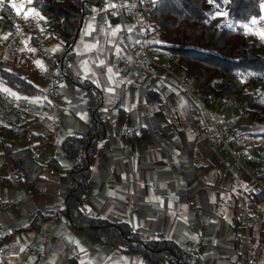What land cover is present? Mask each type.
<instances>
[{
  "label": "crops",
  "instance_id": "0c3cea01",
  "mask_svg": "<svg viewBox=\"0 0 264 264\" xmlns=\"http://www.w3.org/2000/svg\"><path fill=\"white\" fill-rule=\"evenodd\" d=\"M5 7L8 15L37 19L44 35L38 45L44 52L36 49L24 29L10 51L11 29L0 12V62L32 87L29 92L17 91L0 81V100L21 98L32 106L44 103L43 72L47 60L63 50L61 30L54 19L25 2ZM115 23L114 15L92 6L67 60V69L76 80L99 93L96 121L103 131L92 138L96 152L86 165L90 172L87 216L125 222L142 239L170 240L183 252L197 256L200 264H264V226L256 231L242 226L253 215L252 202L245 196L252 186L223 152L209 147L211 131L204 114L173 79H157L150 89L134 80L128 53L134 42L133 27L127 20L113 29ZM23 52L32 53V59H24ZM117 59L125 62L124 73L117 69ZM159 63L182 73L163 51ZM224 110L223 104L213 101L205 106L214 122ZM53 116L51 121L45 115L4 111L0 102V203L11 204L0 209V247L3 238L17 244L22 264L37 258L42 264H167L147 261L140 253L110 249L82 231L68 230L61 217L54 218L63 209L70 183V163L59 146L64 137L86 130L90 116L85 89L59 75ZM9 125L22 126L51 142L33 146L15 139ZM122 126L128 132L122 133ZM244 132L250 131L239 134ZM245 139L250 158L264 156V138L247 135ZM26 147H31L33 160L42 165L30 185L16 182L15 166L4 154V149L13 152ZM51 162L57 166L50 167Z\"/></svg>",
  "mask_w": 264,
  "mask_h": 264
},
{
  "label": "trees",
  "instance_id": "16d2710c",
  "mask_svg": "<svg viewBox=\"0 0 264 264\" xmlns=\"http://www.w3.org/2000/svg\"><path fill=\"white\" fill-rule=\"evenodd\" d=\"M111 1L114 0H25L27 7L57 22L63 50L57 60H47L48 66L56 68L70 83L85 89L86 111L90 116L82 135H68L60 143L61 154L70 163V183L63 195V209L54 218L61 217L70 231H82L87 238L98 240L110 249L140 253L150 262L200 264L197 256L183 252L170 240L142 239L125 222L87 216L90 172L86 165L96 152L92 138L103 131L96 121L99 93L87 87L86 82L76 80L67 69V60L82 19L90 14L92 5L97 2L96 7H103ZM224 2L227 5L225 15L233 22L229 28L220 27L218 22ZM5 6L7 3L1 2L0 12L7 17ZM150 15L153 45L179 64L186 79L202 93L204 106L213 100L224 105L230 98L237 101L243 111L260 110V117L238 121L230 134L241 133L250 121L264 120V98L259 99L256 94L259 85L242 87L239 82V77L248 73L264 74V40L256 52L254 42L244 34L242 27L243 23L261 17L260 0H153ZM225 75L229 79L221 86H214L215 81ZM0 81L17 91L32 89L24 79L6 71L1 62ZM249 135L264 138V131ZM4 154L15 166L18 184L30 185L37 179L42 165L33 160L31 147L13 152L4 149ZM48 165L57 166L55 162ZM248 184L252 189L246 193V200L261 201L262 193L250 182ZM2 241L8 240L3 238Z\"/></svg>",
  "mask_w": 264,
  "mask_h": 264
},
{
  "label": "built area",
  "instance_id": "2783aa9c",
  "mask_svg": "<svg viewBox=\"0 0 264 264\" xmlns=\"http://www.w3.org/2000/svg\"><path fill=\"white\" fill-rule=\"evenodd\" d=\"M153 0H126L102 7L105 13H111L117 19L118 24L125 23L127 20L133 27L134 42L129 48L130 62L133 69L134 80L144 83L146 89H150L152 83L162 77H169L177 83L181 91L195 104L200 112L204 114V123L210 129L211 134L208 139L209 147L215 151L223 152L233 169L239 171L242 176L254 185L256 191L261 192L263 199L261 201H252L253 215L245 219L243 227L245 230L256 231L264 226V156L258 154L254 158L249 157V149L245 146V137L243 134H230V131L237 125L240 120H251L254 117H260V110L243 111L240 104L233 99H226L224 102L225 110L218 112L215 116L216 122L205 113L202 93L193 84H190L183 73H176L167 66L159 63L161 50L153 45V38L150 34V9ZM95 2L92 6H96ZM1 5V2H0ZM226 3L222 5V14L218 22L219 26L229 28L233 22L225 15ZM6 22L10 26L8 36L10 43L8 49L11 51L14 44L18 42V37L22 29L36 43V49L41 50L38 45L44 38L41 27L37 19L33 17H24L19 14H10L6 17ZM117 23L112 28L117 27ZM244 34L250 40H256L254 33L257 23L251 21L242 24ZM251 40V41H252ZM257 47L254 46V49ZM62 50L52 57L53 61L57 60ZM24 59H32V53L23 52ZM117 69L124 73L125 62L121 59L116 60ZM156 69L162 72V75L156 72ZM161 76V77H160ZM59 74L56 68L47 66L43 72L44 79V103L30 105L21 98H1L0 102L4 111H19L22 114L45 115L51 121L54 120L53 108L57 99V81ZM239 82L242 87H251L259 85L256 89L257 98H264V74L248 73L240 76ZM54 122H52V130ZM8 130L15 139H23L33 146H42L51 142L43 137L37 136L26 131L22 126L9 125ZM121 132H128L126 126L121 127ZM34 158H38L34 155ZM248 164V165H247ZM11 207L10 203H0V209ZM0 260L2 264H22L20 261V249L17 244L6 241L0 247ZM31 264H42L40 258L35 259Z\"/></svg>",
  "mask_w": 264,
  "mask_h": 264
},
{
  "label": "rangeland",
  "instance_id": "374dc122",
  "mask_svg": "<svg viewBox=\"0 0 264 264\" xmlns=\"http://www.w3.org/2000/svg\"><path fill=\"white\" fill-rule=\"evenodd\" d=\"M2 2H6L7 4H9V6H13V5H20L21 3L25 2V0H1ZM260 6H261V17L257 20H255V22L257 23V27L255 28V35H256V40H252L254 42V46H256L257 48L255 49L256 52H258L261 49L263 40H264V0H260ZM10 28V26H9ZM229 79L228 75L222 76L220 78H218L215 83L214 86H221L225 81H227ZM190 84H192L191 81H189ZM247 90V89H245ZM213 102L216 103V105L220 106L221 103L217 102L216 100H213ZM251 123H249V125H247L246 130H249V133H259V132H263L264 131V120L261 122H255V121H250ZM249 133L247 134V132H245L243 135L245 138H247V135H249ZM250 136V135H249ZM246 140V139H245ZM246 144L249 146V141L248 143L246 142ZM253 145V144H251Z\"/></svg>",
  "mask_w": 264,
  "mask_h": 264
},
{
  "label": "snow or ice",
  "instance_id": "6c2138e0",
  "mask_svg": "<svg viewBox=\"0 0 264 264\" xmlns=\"http://www.w3.org/2000/svg\"><path fill=\"white\" fill-rule=\"evenodd\" d=\"M262 35H264V34H262Z\"/></svg>",
  "mask_w": 264,
  "mask_h": 264
}]
</instances>
